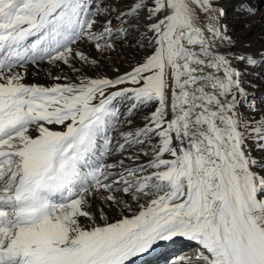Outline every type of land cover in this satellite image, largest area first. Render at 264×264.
<instances>
[{"label":"snow or ice","instance_id":"1","mask_svg":"<svg viewBox=\"0 0 264 264\" xmlns=\"http://www.w3.org/2000/svg\"><path fill=\"white\" fill-rule=\"evenodd\" d=\"M258 24L255 0H0V264H264V49L235 51Z\"/></svg>","mask_w":264,"mask_h":264},{"label":"bare ground","instance_id":"2","mask_svg":"<svg viewBox=\"0 0 264 264\" xmlns=\"http://www.w3.org/2000/svg\"><path fill=\"white\" fill-rule=\"evenodd\" d=\"M122 1L123 2L121 3V5H116L111 0H108V2L115 4V6L118 9L123 10L131 2V0H122ZM222 2H224V0H222ZM255 2L257 3L258 7H264V5L261 4L260 0H255ZM257 19H259V17H257ZM231 20H232V16L231 13H229L228 21L231 22ZM261 35H264V33L261 32L260 26L258 24L255 29L249 31L243 37L244 41H246L251 45L250 52L252 51L254 53H257L260 50L264 49V42L261 41ZM82 47L85 51L89 52L91 55L93 56L95 55V53L91 50V48L88 45L85 44ZM220 50L225 51L224 48H221ZM240 50H241L240 48L235 49V51H240ZM141 56H142V52H140L135 48H130V47L124 48L120 51V54H113L110 60L102 61V66L98 71L91 70L88 68H84L83 70L87 72L89 75H108L109 77H114L115 75L118 74L117 72L114 71V69L118 68L120 73L128 71L130 70L132 64L136 63L141 59ZM240 66L242 67V65ZM42 67H43L42 71L35 72L34 74L30 66V70L27 78L28 82H36L40 84L52 83V81L49 78H47V76L45 75L46 71L49 70V66L43 65ZM50 70L52 71L53 75L59 74V70L55 68H51ZM63 71L68 75H72V73H70L67 68H64ZM245 79L252 80L253 83H260V81L252 77H245ZM249 91H253V89H250ZM255 91L257 95L264 93V85H262L258 89H255ZM245 114L248 115V113ZM256 115L258 118L259 114ZM253 155H260V154L254 151ZM183 251L188 252L189 255L193 254L191 250L187 247H185ZM167 257L168 256L164 252H159L153 254L152 256H145L144 260L147 262V264H162L163 261L167 259Z\"/></svg>","mask_w":264,"mask_h":264},{"label":"rangeland","instance_id":"3","mask_svg":"<svg viewBox=\"0 0 264 264\" xmlns=\"http://www.w3.org/2000/svg\"><path fill=\"white\" fill-rule=\"evenodd\" d=\"M112 2H114L116 5H121V3L123 2L122 0H111ZM241 50H244V51H250V48L248 49H241ZM252 52V51H251ZM254 53V52H253ZM251 88H249L248 90H250ZM167 261H168V257L166 260L163 261L162 264H167Z\"/></svg>","mask_w":264,"mask_h":264}]
</instances>
